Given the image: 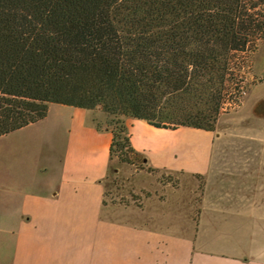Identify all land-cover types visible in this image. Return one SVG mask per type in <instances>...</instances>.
Returning <instances> with one entry per match:
<instances>
[{
	"label": "trees",
	"instance_id": "trees-1",
	"mask_svg": "<svg viewBox=\"0 0 264 264\" xmlns=\"http://www.w3.org/2000/svg\"><path fill=\"white\" fill-rule=\"evenodd\" d=\"M259 39L264 0H0V136L49 103L99 107L110 159L143 166L120 117L213 131L232 58Z\"/></svg>",
	"mask_w": 264,
	"mask_h": 264
},
{
	"label": "crops",
	"instance_id": "crops-1",
	"mask_svg": "<svg viewBox=\"0 0 264 264\" xmlns=\"http://www.w3.org/2000/svg\"><path fill=\"white\" fill-rule=\"evenodd\" d=\"M57 111L67 118L70 137L83 143L84 156L74 159L82 152L71 147L43 168L47 177L15 174L13 186L0 178L8 191L1 199L0 264H264V157L240 155L256 148L227 145L232 138L220 131L159 128L131 118V145L148 166L204 176L205 187L199 212L184 225L176 212L164 224L151 213L119 217L103 204L110 129H98L87 109ZM147 132L175 136L153 145Z\"/></svg>",
	"mask_w": 264,
	"mask_h": 264
},
{
	"label": "rangeland",
	"instance_id": "rangeland-1",
	"mask_svg": "<svg viewBox=\"0 0 264 264\" xmlns=\"http://www.w3.org/2000/svg\"><path fill=\"white\" fill-rule=\"evenodd\" d=\"M231 66L232 75L213 131L222 132L226 138L230 136L232 140L224 142L227 145L256 148H240L241 156L249 160H255L259 155L263 158L264 39L257 40L253 47L237 52L232 58ZM65 106L68 105L49 103L44 118L0 136V178L5 177L13 186L15 174L37 179L47 177L43 168L55 165L66 149L71 147L82 152L74 159L83 158V143H78L73 134L70 137L67 132L69 122L67 118L60 117V112L57 111L58 107ZM88 111L93 122L99 123L101 129L109 126L108 123L112 121L111 116L102 112L99 107ZM131 118L120 117L125 125L124 134L128 136V120ZM112 123L115 124L113 121ZM146 134L147 144L153 145L159 141L171 143V136H175H170V133ZM259 147H262V151H259ZM149 167L152 168L147 162L139 166L121 162L117 157H109V166L103 179V204L116 209L119 217H124L127 211H132L135 218L139 219L143 213H151L156 214V219L159 216L161 224H164L167 216L176 212V219L179 218L183 225L190 219L193 221L201 208L204 176L159 169L149 171ZM4 194H8V191L0 186V210L4 209V202L1 200ZM6 242H10L8 237Z\"/></svg>",
	"mask_w": 264,
	"mask_h": 264
}]
</instances>
